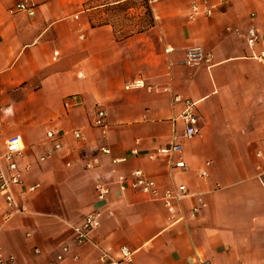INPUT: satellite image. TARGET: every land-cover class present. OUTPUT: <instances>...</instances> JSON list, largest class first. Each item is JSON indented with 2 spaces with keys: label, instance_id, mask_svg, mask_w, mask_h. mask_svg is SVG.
<instances>
[{
  "label": "crops",
  "instance_id": "1",
  "mask_svg": "<svg viewBox=\"0 0 264 264\" xmlns=\"http://www.w3.org/2000/svg\"><path fill=\"white\" fill-rule=\"evenodd\" d=\"M22 1L0 0V152L17 141L26 147L21 167L32 164L15 191L28 213L0 228L5 256L16 264H104V253L118 260L128 247L133 264H264L257 157L264 153V60L256 58L263 49L237 34L251 27L264 34V0H231L193 21L192 0H33L34 16L10 14ZM196 48L212 56L209 64H185ZM137 79L170 92L127 90ZM187 102L195 103L199 134L183 140ZM98 110L107 113L104 130L93 125ZM51 130L64 148L42 163ZM174 137L187 169L149 159ZM135 170L155 181L159 196L120 189L118 177ZM33 184L40 188L25 196ZM98 184L110 191L105 202ZM180 185L188 195L172 216L161 196ZM198 197L205 207L193 216ZM96 209L100 228L77 244L72 227ZM4 212L0 196V218Z\"/></svg>",
  "mask_w": 264,
  "mask_h": 264
},
{
  "label": "built area",
  "instance_id": "2",
  "mask_svg": "<svg viewBox=\"0 0 264 264\" xmlns=\"http://www.w3.org/2000/svg\"><path fill=\"white\" fill-rule=\"evenodd\" d=\"M231 4V0H192L188 11V19L190 21L196 20L199 17H212L216 11L221 7H228ZM10 14L16 15L19 13H28L30 16L35 15V5L33 0H23L9 10ZM240 38L244 39L250 48H254L257 45H261L262 52L257 59L264 60V34L255 27L247 29L245 32L237 31ZM58 55V52L55 53ZM212 60V56L207 53L203 48L190 49L186 55L185 64L191 67H197L202 64H209ZM82 77V74L79 75ZM127 90H141L145 89L148 92L155 93H169L170 88H155L147 85L143 79H137L126 86ZM70 101H74V97H70ZM179 100V97L176 98ZM66 106H70V102L66 103ZM195 103L187 102V108L182 115V119L185 124V130L182 134L183 140L193 139L199 134V121L200 118L194 112ZM1 124V121H0ZM94 127L100 130H104L107 127V113L104 110H98L94 117ZM75 139H82L83 135L80 130L73 132ZM49 148L46 153L38 158L39 162H45L59 151L64 148V138L58 131H48L46 134ZM183 145L179 142L178 137H174L172 142L164 147L159 148L155 152L149 155L150 160H158L167 158L172 168L187 169L186 162L182 159ZM102 153L110 154V149L102 148ZM132 156L138 157L139 151L137 149L132 150ZM26 156V147L17 142L11 141L3 152H0V196L5 199V212L0 218V228L2 225L10 222L15 216L28 213V207L26 203L18 198L16 195V189L25 186L24 173L31 169L32 164L27 163L24 167H21L20 160ZM257 157L263 160L262 164L258 165V179L264 187V153L258 152ZM126 158L116 159L114 163H124ZM210 163L206 164L208 168ZM91 167V165H89ZM201 178H207L209 172L207 169H203L199 172ZM118 183L122 191L133 190L139 191L144 194L151 195L153 197L159 196V189L154 180L150 179L142 170H135L129 175H120L118 177ZM40 188V184H33L26 187L24 195L34 193ZM97 198L100 202H105L109 196V189L104 184H98L96 186ZM188 190L185 185H180L176 189H167L162 193L161 200L170 214L175 215L178 205L187 197ZM198 205L192 208V215L195 216L200 210L205 207V203L201 197H198ZM103 212L100 209H96L89 213L79 225L72 227L74 239L77 244H85L91 240V235L101 226ZM184 218L181 217L180 220ZM38 254L39 250L36 251ZM68 252L67 247L62 248V253L58 257V261H62L64 254ZM102 262L104 264H133L134 251L128 247L121 249V258L114 259L108 253H104L102 256ZM0 264H16L14 257L5 256L2 248L0 247ZM201 264H211L209 261H204Z\"/></svg>",
  "mask_w": 264,
  "mask_h": 264
},
{
  "label": "rangeland",
  "instance_id": "3",
  "mask_svg": "<svg viewBox=\"0 0 264 264\" xmlns=\"http://www.w3.org/2000/svg\"><path fill=\"white\" fill-rule=\"evenodd\" d=\"M124 18H125V17H124ZM129 18H130V17H128V19H129ZM129 30H130V29H129ZM129 30H128V31H129ZM131 30H132V29H131Z\"/></svg>",
  "mask_w": 264,
  "mask_h": 264
}]
</instances>
